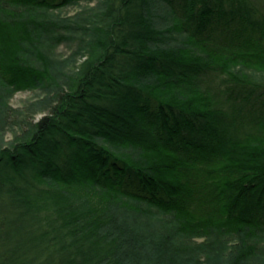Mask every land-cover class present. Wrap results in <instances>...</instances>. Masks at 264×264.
Returning a JSON list of instances; mask_svg holds the SVG:
<instances>
[{
    "label": "trees",
    "instance_id": "16d2710c",
    "mask_svg": "<svg viewBox=\"0 0 264 264\" xmlns=\"http://www.w3.org/2000/svg\"><path fill=\"white\" fill-rule=\"evenodd\" d=\"M93 1L0 0V264L264 262V0Z\"/></svg>",
    "mask_w": 264,
    "mask_h": 264
},
{
    "label": "rangeland",
    "instance_id": "374dc122",
    "mask_svg": "<svg viewBox=\"0 0 264 264\" xmlns=\"http://www.w3.org/2000/svg\"><path fill=\"white\" fill-rule=\"evenodd\" d=\"M98 4V0H95L91 3L86 4H79V6H67L65 8H62L58 10L57 12H51L49 13L50 16L58 21V22H72V19L76 18V16L81 13V8H90L94 9L96 5ZM77 45L75 43H62L59 44L53 51L50 52L51 56H54L55 61V70L63 71V72H71L76 71V69L82 64V62L85 60V58H82L79 56V53L77 52ZM41 51H46V49H40ZM165 92V91H164ZM169 94V93H167ZM44 95L36 90V89H20L15 92L14 96L12 97L10 104L15 109H26L29 108L31 112L37 111L36 104L40 101V99ZM40 113L34 114L35 120H39L41 118ZM6 141H9L11 139V135L8 134L5 137ZM197 242L201 244L203 242L202 239H197ZM205 260L209 261L208 258H205ZM210 264H213L210 262ZM264 264V262L260 263Z\"/></svg>",
    "mask_w": 264,
    "mask_h": 264
}]
</instances>
